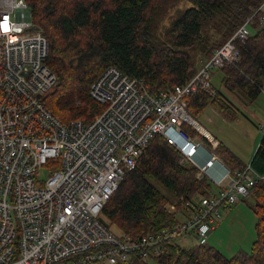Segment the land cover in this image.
Wrapping results in <instances>:
<instances>
[{
    "label": "built area",
    "instance_id": "built-area-1",
    "mask_svg": "<svg viewBox=\"0 0 264 264\" xmlns=\"http://www.w3.org/2000/svg\"><path fill=\"white\" fill-rule=\"evenodd\" d=\"M251 24H242L187 84L156 95L141 80L107 67L88 91L101 111L87 122L64 124L43 102L56 81L46 65V38L26 0H0V264H146L188 238L209 247L221 212L264 176L250 163L235 172L225 166L216 153L219 142L183 101L198 91L217 96L211 74L237 63L236 43L249 39ZM259 26L264 29V18ZM155 136L216 191L169 205L176 220L162 230L139 237L110 230L100 221L102 209ZM217 162L224 168L218 180L210 172ZM43 169L49 176L40 181Z\"/></svg>",
    "mask_w": 264,
    "mask_h": 264
},
{
    "label": "trees",
    "instance_id": "trees-1",
    "mask_svg": "<svg viewBox=\"0 0 264 264\" xmlns=\"http://www.w3.org/2000/svg\"><path fill=\"white\" fill-rule=\"evenodd\" d=\"M163 1L26 0L33 25L48 42L46 65L56 81L43 102L58 121L87 122L101 111L88 91L109 66L141 80L155 95L187 84L200 68L189 50L209 60L248 19L252 21L250 37L236 43L237 63L211 74L217 96L198 91L183 102L194 118L212 108L227 122H235L238 114L222 91L246 106L256 102L264 91V29L259 26L260 18H264V0H186L190 6L157 31ZM185 129L195 135L189 127ZM216 153L232 172L245 168L246 164L223 143H219ZM250 165L264 176V135ZM195 175V168L180 164V155L173 146L155 136L135 167L125 172L103 207L100 221L110 230L131 237L167 228L177 215L168 212L169 205L179 207L180 199L187 202L212 191L209 182L198 181ZM263 183L251 191L259 204L254 209L258 220L250 253L226 257L213 246H171L167 255L146 264H264Z\"/></svg>",
    "mask_w": 264,
    "mask_h": 264
},
{
    "label": "rangeland",
    "instance_id": "rangeland-1",
    "mask_svg": "<svg viewBox=\"0 0 264 264\" xmlns=\"http://www.w3.org/2000/svg\"><path fill=\"white\" fill-rule=\"evenodd\" d=\"M189 6L190 4L186 0H164L159 10L157 31L166 27L180 11ZM262 12L264 14V4ZM189 51L196 66L201 67L205 61L193 49ZM216 71H213V73ZM211 82L216 87L214 81L211 80ZM222 93L225 92L222 91ZM230 100L232 107L239 112V118L235 122H227L215 111L218 117H210L212 122L206 124L205 120L209 118L210 112L214 111L212 108L206 109L197 120L204 128L212 134L214 133L215 136L233 149L240 160L242 159L247 164L264 135V92L256 102L248 106L237 97H231ZM180 164L185 165L184 163ZM48 176V172L43 169L39 171L37 178L40 181H45ZM215 191L213 187L212 192ZM255 204L259 203L253 197V192H251L239 204L223 210L219 226L207 240L208 246L218 249L226 257H232L239 252L250 253L252 244L256 239L255 225L258 220L254 211ZM176 244L180 248L189 249L195 245V240L188 238V240L176 242Z\"/></svg>",
    "mask_w": 264,
    "mask_h": 264
},
{
    "label": "crops",
    "instance_id": "crops-1",
    "mask_svg": "<svg viewBox=\"0 0 264 264\" xmlns=\"http://www.w3.org/2000/svg\"><path fill=\"white\" fill-rule=\"evenodd\" d=\"M223 95H224V97H225V99H226V101L231 105V100H230V98L231 97H234V96H232V95H230V94H227V93H223ZM227 95H228V97H227ZM231 96V97H230ZM232 106V105H231ZM234 108V107H233ZM235 109V108H234ZM210 111H212V110H210ZM237 111V110H236ZM217 113L215 112V111H212V112H210V116H209V118L208 119H206L205 120V123L207 124V123H211L212 122V119L210 118V117H218L217 115H216ZM237 114H238V117H237V119L239 118V112L237 111ZM201 117V116H200ZM196 119H198V118H196ZM206 129V128H205ZM219 143H223L230 151H232L239 159H240V157L233 151V149H231L225 142H223L221 139H219V137H217V136H215L214 135V133L212 134L208 129H206ZM260 142V141H259ZM259 144V143H258ZM257 148V147H256ZM256 150V149H255ZM254 153H255V151L253 152V154L251 155V157H250V159H249V161H247V163H250V161H251V159H252V157H253V155H254ZM201 156H202V158L203 159H207L208 158V156H207V154H205V153H203L202 152V154H201ZM219 156V155H218ZM224 161V160H223ZM241 161H242V159H241ZM243 162V161H242ZM225 163V162H224ZM244 163V162H243ZM225 166H227L226 165V163L224 164ZM211 173H212V175L214 176V178L216 179V180H218L219 178H220V176L224 173V168H223V166H222V164H220V163H215L214 164V168L213 169H211V171H210ZM219 226V225H218ZM217 229V228H216ZM216 229L209 235V237H211L213 234H214V232L216 231ZM209 247H212V246H209Z\"/></svg>",
    "mask_w": 264,
    "mask_h": 264
},
{
    "label": "snow or ice",
    "instance_id": "snow-or-ice-1",
    "mask_svg": "<svg viewBox=\"0 0 264 264\" xmlns=\"http://www.w3.org/2000/svg\"><path fill=\"white\" fill-rule=\"evenodd\" d=\"M5 28H6V25H5Z\"/></svg>",
    "mask_w": 264,
    "mask_h": 264
}]
</instances>
